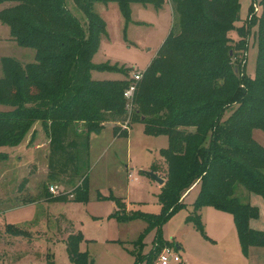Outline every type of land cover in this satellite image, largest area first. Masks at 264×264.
Returning <instances> with one entry per match:
<instances>
[{"label":"trees","instance_id":"obj_1","mask_svg":"<svg viewBox=\"0 0 264 264\" xmlns=\"http://www.w3.org/2000/svg\"><path fill=\"white\" fill-rule=\"evenodd\" d=\"M72 1L84 15L86 27L66 8L65 0H0V4H11L0 11V23L9 28L18 46L34 51V62L28 64L10 57L0 60V105L10 107L0 110V147L19 146L39 121L49 139L48 182H80L71 200L65 196L51 199L85 203L89 135L112 123L115 134L125 136L126 132L116 133L117 126L139 122L145 135L167 136L169 145L160 151L167 165L158 195L160 214L121 217L142 218L147 223L133 252L134 264H150V255H140L149 229H155L152 246H173L162 238L161 228L184 207L182 197L197 184L199 192L187 223L203 232L199 212L211 207L232 216L244 253L251 247L264 248V232L249 226L258 218V209L236 196L240 186L248 195L264 199V147L252 136L255 129L264 133V0L253 78L245 74L246 41L255 25L250 16L253 4L250 17L236 28L240 39L233 45L228 33L239 20V0ZM166 1L173 17L170 32L128 103L123 91L131 81L132 68L125 70L123 80L90 78V60L105 33V23L93 12V5L115 2L128 21L131 3L158 9ZM238 52H243L240 58ZM229 109L230 115L223 119ZM26 183L24 178L20 187ZM58 222L59 232L67 234L69 264H93L79 250L81 232H74L63 215ZM6 230L26 236L11 225Z\"/></svg>","mask_w":264,"mask_h":264},{"label":"rangeland","instance_id":"obj_2","mask_svg":"<svg viewBox=\"0 0 264 264\" xmlns=\"http://www.w3.org/2000/svg\"><path fill=\"white\" fill-rule=\"evenodd\" d=\"M261 1L239 0V20L234 25L235 29L228 33L234 45L240 39L236 28L247 21L253 4L250 16L255 18V25L250 29L247 41L245 40V74L251 78L255 76L258 55ZM10 5L0 4V11ZM65 6L86 27L84 15L73 1L65 0ZM93 12L105 23V33L100 35L98 48L90 60V78L93 80H123L127 77L125 70L130 68L143 74L166 40L173 20L171 8L166 2L158 9L133 2L130 4L128 21L123 19L115 2L95 3ZM241 55L243 52H238V58ZM33 56L34 51L18 46L11 39L9 28L0 23V59L10 57L28 64L34 62ZM1 75L0 66V77ZM231 109L225 112L223 119L230 115ZM0 110H10V107L0 105ZM114 126L106 123L99 132L89 135L88 199L85 203L51 199L65 196L71 200L73 189L80 182H48V135L39 121L30 130L33 132V129H37L28 145L26 140L30 132L19 146L0 147V158L9 157V161L4 164L3 161L0 162V231L12 235L6 227L17 225L19 227H13L20 228L27 235L24 239H17L24 244L20 248L17 246L11 249L16 253L11 254L10 261L17 259L19 255L21 260L15 264H47L49 261L53 264H69L64 242L66 233L59 232L58 219L63 215L70 221L74 232H81L83 241L79 249L88 254L93 264H134L133 252L136 251L137 240L147 223L142 218L122 220L121 217L127 219L133 213L160 214L158 195L161 185L148 174L153 172L162 179L166 177L167 165L160 151L168 148L169 139L167 136L145 135L143 125L139 122L122 125L123 127L118 125L116 133H127L120 137L115 134ZM252 136L264 147V133L261 130H253ZM24 176L29 184L26 191H22L17 198L16 191L13 190ZM51 186L58 189L55 195L49 192ZM198 192L197 185L187 191L182 197L184 207L161 228L162 238L171 243L174 249L175 245H181L182 250L184 248L183 251L175 249L176 254L180 255L178 264H264V249L257 250L260 252L252 257H249V250L247 253L243 252L231 215L217 212L214 208H202L199 216L203 232L186 222V217L192 213ZM236 196L258 209V218L251 220L249 226L253 230L264 232V199L257 194L248 195L240 186L236 189ZM66 225H63L62 230ZM228 225L232 233L230 237L225 227ZM28 231L34 233L29 235ZM154 236L155 229L147 230L140 250L142 257L150 255V264H157V253L163 247L152 246ZM231 238H234V244ZM13 243L16 246V242ZM6 250L11 251L9 247ZM1 252L0 248V255ZM8 263V260L0 259V264Z\"/></svg>","mask_w":264,"mask_h":264},{"label":"crops","instance_id":"obj_3","mask_svg":"<svg viewBox=\"0 0 264 264\" xmlns=\"http://www.w3.org/2000/svg\"><path fill=\"white\" fill-rule=\"evenodd\" d=\"M166 3L170 6V4H169V2L168 1H166ZM171 8V7H170ZM9 34H10V32H9ZM33 59H34V56H33ZM1 60V59H0ZM35 130H37V129H33V132L35 131ZM33 132L31 131L30 133H29V138L26 140V142H27V145H28V143H29V141H32V136H33ZM120 137V136H119ZM46 144L48 145L49 144V139H48V142H46ZM36 147H38V146H36ZM36 147L34 148V149H36ZM90 154V153H89ZM48 155V154H47ZM6 161H9V157H8V159H6L5 161H3V164L6 162ZM46 161H47V156H46ZM30 164V163H29ZM34 165V164H33ZM46 166H47V164H46ZM35 167V166H34ZM46 175H47V167H46ZM23 178V177H22ZM24 178H27V177H25L24 176ZM20 184L21 183H19V185L17 186V188L16 189H14L13 190V192H15L16 191V195H15V197L17 196V198H18V196L21 194V192L22 191H26V189H27V185L29 184V182L27 181V183L25 184V186H23V187H20ZM197 187L199 188V185L197 184ZM12 199H16V198H13V197H11ZM1 200H4V199H2L1 198ZM30 204V203H29ZM25 206V205H24ZM17 208H18V206H16ZM20 207V206H19ZM22 207V206H21ZM11 208H15V207H11ZM205 208H211V207H205ZM217 212H220V211H218V210H216ZM221 213H224V212H221ZM224 214H227V213H224ZM228 215H230V214H228ZM219 216V215H218ZM219 218V217H218ZM226 220V219H225ZM249 223H251V222H249ZM227 224H229L228 223V221H227ZM12 226H15V227H19V226H17V225H12ZM21 226V225H20ZM226 227V232L228 233V236L230 237L231 236V230H230V227H229V225L228 226H225ZM20 229V228H19ZM1 232L2 233H5L6 231H0V248L2 249V252H1V255H0V259H6V260H8L9 261V263L8 264H15L17 261H20L21 260V256H19L18 255V257H17V259H15V260H12V261H10V256H11V254H14V252L16 253V251H12L11 249L13 248V247H22L23 246V242H21L20 240H18L17 241V239H24V237H26V236H13V235H9V234H7V232L5 233V234H1ZM34 232L32 231L31 233H30V231H28V234L29 235H32ZM8 236V237H7ZM225 236V235H224ZM9 237H11V238H13V239H9ZM66 237H67V234H65V239H66ZM64 239V240H65ZM231 240V242L234 244V238H231L230 239ZM16 242V246L14 245L13 246V242ZM6 247H9L10 248V250L11 251H7L6 250ZM175 249L177 250V251H179V250H182V246L181 245H175ZM259 249H264V248H258L257 249V247H251V248H249L248 250L250 251L249 252V257H252V256H254V254H256L257 252H260V251H257V250H259ZM15 250V249H14ZM80 250V249H79ZM183 250H184V248H183ZM182 250V251H183ZM180 256V255H179ZM180 263V262H179ZM170 264H178V263H175V262H171Z\"/></svg>","mask_w":264,"mask_h":264},{"label":"built area","instance_id":"obj_4","mask_svg":"<svg viewBox=\"0 0 264 264\" xmlns=\"http://www.w3.org/2000/svg\"><path fill=\"white\" fill-rule=\"evenodd\" d=\"M142 78V74L139 72H133L131 75V81L128 87L123 91V98L130 103L136 90L137 83ZM123 127V126H122ZM57 187H49V192L53 195L57 193ZM171 262L179 263L180 258L176 254L174 247H164L159 253L156 263L157 264H170Z\"/></svg>","mask_w":264,"mask_h":264},{"label":"water","instance_id":"obj_5","mask_svg":"<svg viewBox=\"0 0 264 264\" xmlns=\"http://www.w3.org/2000/svg\"><path fill=\"white\" fill-rule=\"evenodd\" d=\"M235 72H236V69H235ZM148 175H149L150 178H151L152 180H154L158 185H161V186H162V185L164 184V180H163L162 178L158 177L157 175H155L153 172H150Z\"/></svg>","mask_w":264,"mask_h":264}]
</instances>
